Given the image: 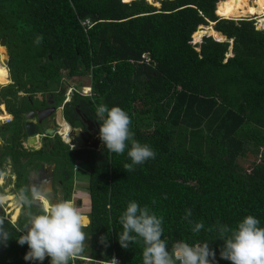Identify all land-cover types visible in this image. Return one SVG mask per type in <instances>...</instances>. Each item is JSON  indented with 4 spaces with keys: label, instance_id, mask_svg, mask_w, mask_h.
<instances>
[{
    "label": "trees",
    "instance_id": "16d2710c",
    "mask_svg": "<svg viewBox=\"0 0 264 264\" xmlns=\"http://www.w3.org/2000/svg\"><path fill=\"white\" fill-rule=\"evenodd\" d=\"M251 1L0 0L5 64L27 110L45 106L48 96L59 106L71 81L88 78L91 96L73 93L63 105L65 120L79 111L99 137L96 106H119L134 139L156 153L126 171L127 149L108 153L99 140L85 158L68 150L88 172V255L107 259L115 252L122 264H142V240L128 248L117 240L119 216L131 200L163 218L161 238L170 251L208 242L216 264H230L219 256L217 222L235 227L253 215L264 227V29L252 17L229 18L255 14ZM259 24L264 28V18ZM9 101L12 115L17 103L13 120L21 136L23 105ZM186 209L192 224L183 218ZM195 222L204 225L199 233L191 231ZM27 248L17 251L8 238L0 264H29Z\"/></svg>",
    "mask_w": 264,
    "mask_h": 264
},
{
    "label": "clouds",
    "instance_id": "9594fccd",
    "mask_svg": "<svg viewBox=\"0 0 264 264\" xmlns=\"http://www.w3.org/2000/svg\"><path fill=\"white\" fill-rule=\"evenodd\" d=\"M41 40L42 37L37 36L35 42L39 44ZM4 66L6 67V64ZM10 83L11 80L8 84ZM8 84L0 85V93ZM19 93L22 95L20 96ZM19 93H17L19 97L24 95L22 92ZM65 103L62 102L61 106ZM0 113L11 115L13 121L14 116L7 109L4 110L3 104L0 105ZM95 115L99 123V140L105 151L120 155L127 149L130 163L123 165L126 171H133L136 165L155 158L156 153L149 145L134 139L130 127L131 118L126 111L119 106L109 107L100 104L95 108ZM67 124L71 131L68 143H72L70 146L72 147L74 140L71 142L70 136L74 131L68 122ZM2 125L7 124L0 122V126ZM54 135H58L56 131ZM34 199L43 205V198L39 199L36 193ZM190 216L191 209H186L183 218L192 224ZM119 223L122 231L117 235V240L122 248H128L138 239L142 240L144 245L142 264H215V253L208 242L198 245L179 243L170 251L167 242L161 238L164 231L163 218L156 215L148 206H140L135 200L127 203L119 216ZM85 227L82 212L73 203L62 200L45 206L42 212L32 215L16 238V242L19 245L26 244L28 247V251L23 256L24 261L43 262L48 257L49 264H72L73 259L84 250ZM203 227L202 222H195L191 231L199 233ZM216 231L219 240L223 242L219 250L221 259L229 261L230 264H264V227L260 226L258 218L246 215L236 223L235 227L217 222ZM8 238L7 235L4 237V239ZM104 239L101 237L102 242ZM111 264H117L114 258Z\"/></svg>",
    "mask_w": 264,
    "mask_h": 264
},
{
    "label": "rangeland",
    "instance_id": "374dc122",
    "mask_svg": "<svg viewBox=\"0 0 264 264\" xmlns=\"http://www.w3.org/2000/svg\"><path fill=\"white\" fill-rule=\"evenodd\" d=\"M154 1L155 0H151V2H154ZM250 2L252 3L251 0ZM256 5L257 4L255 3L254 9H255L256 14H245V15L237 16V17L230 16L229 18L238 19L242 17H252L253 19H255L257 26L261 27V25L259 24V19L264 18V10L262 13L258 14L256 10ZM217 15L220 17H223L222 15H219L218 13ZM225 18H228V17H225ZM208 26L211 27V24H209ZM208 26H204V27L201 26L198 29L200 30L204 28L206 29L208 28ZM202 35L203 33L201 34V36ZM192 40L193 42H197L193 39V37H192ZM0 54L3 60V64H5L6 59H7L5 48H1ZM0 64H2V62H0ZM86 80H88V78H84V77L76 78L74 81H71V83L76 84L77 89L80 90L83 84L86 85L84 83ZM85 91H87V87L85 88ZM19 95L21 96L22 94L19 93ZM1 96L2 97L4 96L5 98H10V99H5L6 103L8 104H11L9 100L16 98V100H19L18 104L23 105L22 112L24 113L25 111L27 112V104L24 103L23 100H21L22 103H20V98L19 96H17L15 92V88H13L11 84H8L3 89H1ZM33 100L35 102L39 101L37 96H35ZM15 106L14 105L11 106V110L13 111L14 117L16 116ZM52 117L49 120H47V122L44 121L43 125L47 126L53 119ZM16 121H17V118L13 120L10 124L0 126V137L3 140L15 142L17 138L20 137V135L18 136L16 134L18 133V130L16 127L17 125ZM79 127H81V124L78 121L71 125V128L73 131H75ZM73 137H74V133L70 136L71 142L73 141ZM55 138H56L55 140L56 150L51 151V153L43 152V150L33 151L31 147H29V145H27L23 141L15 144L18 147V151L13 154L9 151V149L7 150V149H4L3 147H0L1 153L3 152L1 163L4 164V162L9 158V160H11V164L14 167L13 169L11 168V174L10 173L6 175L2 174L4 176L0 177V181L4 186L9 187L12 185V180L15 179V190H16L18 199H20L19 205L21 206V208H24L23 215H18L14 219L15 226L19 229V231H17L16 229H14V226H12V224L10 223V220H8L11 218L13 213H6L5 211L8 203H4L3 205L1 204V206L3 207V211L0 213V223L6 227L7 232L9 233V238H12L14 243L16 244L17 251L26 247V244L19 245L16 242V238H18V235L21 234L25 225L28 223L30 217L34 214H38L43 211L42 209H40V212H38V208L33 206L31 203V194L33 193L34 189L29 184L30 183L29 178L31 175L37 174L38 172L43 171L44 164H51V166L56 165L55 169L52 168L51 166L49 167V169L54 170L53 171L54 173L53 185L58 190V194H59L58 200L59 199H60L59 201L67 200L69 202H72L73 205L82 212V214H88L89 198H88L87 183H86L88 179V175L87 173L86 174L84 173L83 175L81 170H78V171L74 170L75 165H77V163L79 164L80 169H86V164L80 159L77 162L74 161V157H72L69 154L68 150H71L70 146L72 145V143H65L59 135H56ZM21 156L26 157L27 160L24 162H21L20 164H17V157H19L21 160L22 158ZM2 172H3V169H1V173ZM65 173L69 174L67 178L64 177ZM81 176H83V178H81ZM56 179H61L59 181L60 182L63 181L62 182L63 186L59 185ZM61 195L62 197L60 198ZM79 200L81 201L80 204L78 203ZM6 217L8 219H6ZM16 222H17V225H16ZM15 230L16 232H14ZM79 256H88L86 246L84 247L83 252ZM40 264H49V258L46 257L43 262H40Z\"/></svg>",
    "mask_w": 264,
    "mask_h": 264
},
{
    "label": "flooded vegetation",
    "instance_id": "af4514ba",
    "mask_svg": "<svg viewBox=\"0 0 264 264\" xmlns=\"http://www.w3.org/2000/svg\"><path fill=\"white\" fill-rule=\"evenodd\" d=\"M19 93V92H18ZM1 94V93H0ZM5 99H10V98H5L4 96L0 99V105L1 104H3L4 106H5ZM62 104V103H61ZM61 104L58 106V105H56V102H55V100H53L52 99V97L51 96H48V98H47V100H46V102H45V106H43V107H40V108H31V109H29V110H27V111H30V110H40V109H45V108H51V107H53L54 108V111H53V113L50 115V117L48 118V119H46L45 120V122H47V120H49L52 116H55V114H56V112H57V110L58 109H61L62 111H63V105H62V108H61ZM5 108V107H4ZM26 112V111H25ZM63 115H64V111H63ZM53 118V117H52ZM79 122L80 124H81V127L82 126H84V128L85 129H79L80 130V133H81V136H82V138L84 139V144H83V149H81L80 150V152L78 153L79 155H80V157L81 158H85L87 155H88V153L86 152L87 150L89 151V150H92V149H95L96 147H97V145L96 146H94V140L97 138V136H96V134H97V126L95 125V124H93V122H91L89 119H87L86 118V116H83V115H81L80 114V112L79 111H77V118L76 119H74L71 123H69L70 124V126L72 125V124H74L75 122ZM86 121H90L91 123H92V126L90 125V128L91 129H89V130H87V127H86V124H85V122ZM44 123V122H43ZM57 125V124H56ZM48 126V125H47ZM51 128L54 130V132L56 131V129H57V127L55 126V124L54 123H52L51 124ZM39 135H40V137L43 135L42 134V130H40L39 131ZM91 136H92V138L94 139V140H92V144L90 143L91 141H90V139H89V137L91 138ZM56 135H54L53 137H50L49 139H48V141L47 142H41V144H40V146H39V148L38 149H32L33 151H36V150H38V151H40L41 149H43V152H49V153H51V150L53 149V147H55V145H56V143H55V141L54 140H56ZM18 139L20 140V142H22L21 141V138L20 137H18ZM17 139V140H18ZM16 140V141H17ZM73 140H74V143L73 144H75V139H74V137H73ZM15 141V143H17ZM10 142H12V141H6L5 142V140H0V147H3L4 149H14L15 147H17L16 145H13L12 146V144L10 143ZM51 142L53 143V144H51ZM98 142H99V140H98ZM51 145V149H49L48 147ZM16 149V148H15ZM14 149V150H15ZM14 152V151H13ZM3 157V152L1 153V151H0V177H1V175L2 174H4V175H6L5 173L6 172H2L1 173V169H6V168H12L13 169V165L11 164V160H9V158L4 162V164H2L1 163V158ZM22 157V156H21ZM23 158H26V157H22L21 158V160L23 159ZM77 162V161H76ZM51 166V164H44L43 165V168L44 167H50ZM52 167V166H51ZM7 170V169H6ZM10 174H11V172H10ZM14 178V177H13ZM29 181H30V178H29ZM14 183V184H13ZM30 184V183H29ZM1 188H5L6 190H7V192L6 193H2L3 191H2V189ZM13 191L16 193V190H15V179H13L12 180V185L11 186H9V188L7 187V186H4L3 184H1L0 183V213L3 211V207L1 206V204L3 205L4 203H8V205L6 206V209H5V211L6 210H9L10 208H11V210H10V213H13L12 214V216H11V218L10 219H8V220H10V223L12 224V226H14V229H16L17 230V228H16V226H15V222H14V219H15V217L16 216H14V215H23V213H24V208H21V206L19 205V203H18V198L16 197V194L15 193H13ZM33 192H35V191H33ZM7 196H10L9 198L7 197ZM15 210H18L17 211V213H15ZM6 213H9V212H7L6 211ZM1 224V223H0ZM3 225V224H2ZM16 225H17V222H16ZM6 228V227H5ZM7 230V229H6ZM17 231H19V230H17ZM8 235H9V233H8ZM2 256V255H1ZM35 264V263H34Z\"/></svg>",
    "mask_w": 264,
    "mask_h": 264
},
{
    "label": "water",
    "instance_id": "95a60500",
    "mask_svg": "<svg viewBox=\"0 0 264 264\" xmlns=\"http://www.w3.org/2000/svg\"><path fill=\"white\" fill-rule=\"evenodd\" d=\"M153 5L159 6V4L157 2H153ZM257 28H261V27L257 26ZM218 33L221 34L220 32H218ZM204 34L210 35L208 33H204ZM222 37H223V39H218V40H224V36H222ZM0 46L5 48V39L4 38L0 39ZM1 62L3 63V61H1ZM53 111H54L53 107H51V108L48 107L45 109L30 110V111L25 112L22 115L21 122H20L21 130H22L21 134H25V136H27V137H33L34 138L36 135H39V131L42 130L43 135L41 137L39 135L38 140H39L40 144H41V142H44V143L47 142L50 137L54 136V130L51 127L48 128L47 126H44L43 122L50 117V115L53 113ZM85 124H86L87 130L91 129L90 125L92 126V123L90 121H86ZM74 135H75V144L71 147V150H77L78 151V150L83 149L84 139L81 136L80 130H75ZM78 139H80L79 143L77 142ZM98 140H99V137H97L94 140V143H93L94 146H96L98 144ZM36 149H38V148H36ZM26 160H27V158H23L21 160V162H24ZM6 169H3V171L5 170L4 171V172H6L5 174H9L11 172V168L8 167ZM1 189L3 191L2 193H6L5 188H1ZM13 193H15V192L13 191ZM34 194H35V192H33L31 194V203L33 206L38 208V212H40V209L43 210L44 207H43L42 203H40L38 200L34 199ZM16 197H17V194H16ZM44 200H45V202H47V205H49V202H50L49 199L44 198ZM18 203H20V199H18ZM88 223H89V218H88ZM6 235L8 236V232L5 228V226L0 224V257L3 254V252L6 248V245H7V239H4V237Z\"/></svg>",
    "mask_w": 264,
    "mask_h": 264
},
{
    "label": "crops",
    "instance_id": "0c3cea01",
    "mask_svg": "<svg viewBox=\"0 0 264 264\" xmlns=\"http://www.w3.org/2000/svg\"><path fill=\"white\" fill-rule=\"evenodd\" d=\"M5 84V83H3ZM5 107V108H4ZM3 108L4 110H6V105L4 106L3 105ZM2 114V113H1ZM6 115V114H5ZM54 123L55 126L57 123L59 124H65V125H68L67 124V120L64 119V115H63V111L61 109H58L55 116L53 117V119L51 120V122L48 124V128L51 127V124ZM64 128L67 129V126H64ZM69 128V126H68ZM70 129V128H69ZM66 131V130H64ZM75 133V131H74ZM21 141L25 142L27 145H29V147H31V149H36V148H39L40 146V142H39V135H36L34 138L33 137H27L25 136V134H23L21 137ZM0 140H2V138L0 137ZM8 141V140H7ZM55 141V140H54ZM6 142V141H5ZM13 145H15L16 143L14 141L10 142ZM51 144H53L51 142ZM14 147V146H13ZM49 149H51V145L48 147ZM54 166V167H53ZM55 166L56 165H52V168L55 169ZM79 164L77 163V165H75V168L74 170L78 171V170H81L82 171V174L84 175V173L88 175V172L86 169H80L79 168ZM54 170L52 169H49V167H44L43 168V171L41 172H38L37 174H33L30 176V185L32 186V188L34 189L35 193H36V196L40 199V198H43L42 201H43V204L44 206L47 205V202H45L44 198L46 199H49V205L50 204H53L55 202H59L58 200V190L56 189V187H54L53 185V179H54V173H53ZM4 176V175H1V177ZM64 177L67 178V175L64 174ZM81 178H83V176H81ZM59 183V185L63 186L61 184V182L59 180L61 179H56ZM88 182V179L86 181V183ZM1 183V181H0ZM2 184V183H1ZM8 187V186H7ZM9 188V187H8ZM5 191L7 192V190L5 189ZM8 198L10 196H7ZM62 197V195L60 196V198ZM52 201V202H51ZM46 203V205H45ZM72 203V202H71ZM78 203L80 204L81 201L79 200ZM48 206V205H47ZM18 210H15V213H17ZM16 216V215H14ZM84 217H87L86 215H83ZM88 218V217H87ZM87 225V224H86Z\"/></svg>",
    "mask_w": 264,
    "mask_h": 264
},
{
    "label": "built area",
    "instance_id": "2783aa9c",
    "mask_svg": "<svg viewBox=\"0 0 264 264\" xmlns=\"http://www.w3.org/2000/svg\"><path fill=\"white\" fill-rule=\"evenodd\" d=\"M80 23H81V26L84 29H86L90 25V20L84 19ZM86 87H87L88 91H85ZM66 90H67V92H65V98L63 100V103L70 101L72 94L75 93L76 91H78L80 94H82L84 96H91L90 86L84 85L81 87L80 90H77L76 84L70 83V85L67 87ZM61 108H62V106H61ZM11 121H12L11 115H6V117L3 120H0L1 124H9ZM64 125L57 123L56 133L63 139V141L65 143H68L69 142V135L71 134V131L69 130V128H68V131H63ZM10 210H11V208L9 210H6V211L10 213ZM6 219H8V218L6 217ZM17 230H19V229L17 228ZM27 251H28V248L26 249L25 253ZM113 258L116 260L117 264H122L121 260L115 255L114 252H112L111 255L109 256V258H107V259H98V258H94L90 255H88V256H79L78 255L73 259L72 264H111V260ZM34 263L40 264V262H29V264H34Z\"/></svg>",
    "mask_w": 264,
    "mask_h": 264
},
{
    "label": "bare ground",
    "instance_id": "6f19581e",
    "mask_svg": "<svg viewBox=\"0 0 264 264\" xmlns=\"http://www.w3.org/2000/svg\"><path fill=\"white\" fill-rule=\"evenodd\" d=\"M261 1L262 0H254V2H253L254 3V6H255V3L257 4L256 5V10H257L258 14L262 13L263 10H264V6H263V4H262ZM194 40L195 41H198L199 39L198 40L194 39ZM1 48H3V47L0 46V53H1ZM1 61H3V60H2L1 54H0V62ZM9 82H10V80L8 78V71H7L6 67L4 66V64L2 63V64H0V85H2L3 83L8 84ZM1 108H2V106H1ZM5 117H6L5 114H1L0 113V120H3ZM64 126H67V125H64ZM64 130L68 131V127H67V129L66 128H63V131ZM77 142L79 143L80 142V139H78ZM45 205H46V203H45ZM43 206H44V204H43ZM83 220H84V223L86 225L88 223V218L83 216Z\"/></svg>",
    "mask_w": 264,
    "mask_h": 264
}]
</instances>
